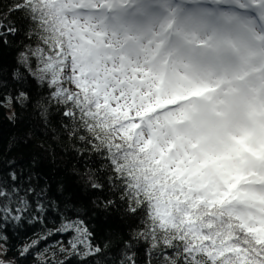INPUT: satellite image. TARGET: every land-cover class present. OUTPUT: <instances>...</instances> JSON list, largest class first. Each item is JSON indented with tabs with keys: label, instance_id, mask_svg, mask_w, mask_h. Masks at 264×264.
I'll return each instance as SVG.
<instances>
[{
	"label": "snow or ice",
	"instance_id": "snow-or-ice-1",
	"mask_svg": "<svg viewBox=\"0 0 264 264\" xmlns=\"http://www.w3.org/2000/svg\"><path fill=\"white\" fill-rule=\"evenodd\" d=\"M14 13L29 40L15 77L47 92L41 117L59 111L80 155L101 157L82 173L88 187L140 217L111 264H140L141 239L148 264H264V0H11L2 45L21 32ZM38 182L0 174V264H17L9 224L44 226L21 257L57 234L70 237L61 253L103 256L86 214Z\"/></svg>",
	"mask_w": 264,
	"mask_h": 264
},
{
	"label": "trees",
	"instance_id": "trees-1",
	"mask_svg": "<svg viewBox=\"0 0 264 264\" xmlns=\"http://www.w3.org/2000/svg\"><path fill=\"white\" fill-rule=\"evenodd\" d=\"M10 3L11 0H0V10L7 12ZM10 19L21 26V32L11 37L9 44H0V97H18L23 91L32 100L17 101L15 104L9 101L11 106L6 101L5 106L0 108V174L6 176L10 171L16 170L27 177L29 173H35L39 177V186L47 183L52 198L58 204L70 201L82 214H86V219L95 233L96 244L102 246L108 243L110 247L103 256L66 257L59 250L60 239L64 238L67 242L70 237L57 234L42 241L30 255L21 257L19 250L24 243L35 239L33 233L42 232L44 226L25 223L14 228L9 224L5 232L9 236L10 245L7 258L13 259L17 264H45L48 260L64 261L65 264H111L123 249L124 241L138 230L140 217L127 213V203L120 201L117 195H112L107 190L103 193L97 192L88 187L82 173L86 168L98 167L101 157L93 153L80 155L78 150L82 146L79 142L73 144L69 140L62 127L61 113L51 109L47 122L41 117L35 98L38 93L46 96L47 92L31 77L21 80L14 75L19 67V52L29 43L25 35L27 22L20 13L12 14ZM10 116H13L12 120L9 119ZM20 195H24L23 191ZM98 197H109L116 203L106 209L102 205L97 207L93 202L99 203ZM31 199L34 200V197ZM57 215L56 212L49 214L47 227L51 228L54 224L58 226ZM134 250L140 264H148V242L143 239L135 242ZM151 259L157 264L155 257Z\"/></svg>",
	"mask_w": 264,
	"mask_h": 264
},
{
	"label": "rangeland",
	"instance_id": "rangeland-1",
	"mask_svg": "<svg viewBox=\"0 0 264 264\" xmlns=\"http://www.w3.org/2000/svg\"><path fill=\"white\" fill-rule=\"evenodd\" d=\"M8 105H10V102H9V101H8ZM10 106H11V105H10ZM10 114H11V112H10ZM60 243H61L60 246H59L60 248H61V246H66V245H67V242H65V239H64V238H61V239H60ZM65 254H66V257L70 256V255H69L68 253H66V252H65Z\"/></svg>",
	"mask_w": 264,
	"mask_h": 264
}]
</instances>
